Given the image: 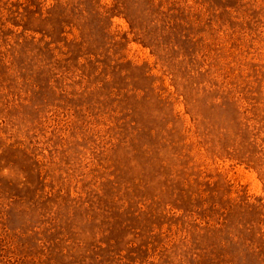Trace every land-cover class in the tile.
<instances>
[{"label":"rangeland","instance_id":"rangeland-1","mask_svg":"<svg viewBox=\"0 0 264 264\" xmlns=\"http://www.w3.org/2000/svg\"><path fill=\"white\" fill-rule=\"evenodd\" d=\"M0 264H264V0H0Z\"/></svg>","mask_w":264,"mask_h":264}]
</instances>
